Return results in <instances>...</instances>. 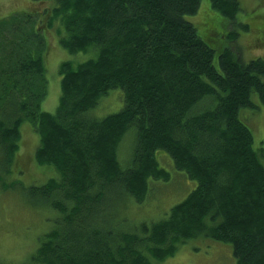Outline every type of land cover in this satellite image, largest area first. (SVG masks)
I'll return each instance as SVG.
<instances>
[{
  "label": "trees",
  "instance_id": "1",
  "mask_svg": "<svg viewBox=\"0 0 264 264\" xmlns=\"http://www.w3.org/2000/svg\"><path fill=\"white\" fill-rule=\"evenodd\" d=\"M35 1H44L43 17L0 19V180L26 122L38 136L36 164L59 175L31 190L34 204L61 215L32 264H152L198 238L229 244L235 264H264V149L254 148L239 117L257 108L254 93L264 105V60L243 62L227 49L216 70L214 51L187 19L200 0ZM209 4L228 25L240 10L238 0ZM49 33L69 54L90 53L79 64L60 63L54 112L41 109L45 37L56 41ZM113 89L123 107L91 116ZM131 139L123 167L119 153ZM157 151L195 188L166 217L141 223V232L109 225L113 200L155 201L152 186L169 181Z\"/></svg>",
  "mask_w": 264,
  "mask_h": 264
},
{
  "label": "rangeland",
  "instance_id": "2",
  "mask_svg": "<svg viewBox=\"0 0 264 264\" xmlns=\"http://www.w3.org/2000/svg\"><path fill=\"white\" fill-rule=\"evenodd\" d=\"M240 10L232 24L227 22L210 7L209 0H200L197 14L187 17L197 29L201 38L214 51L215 67H218V56L224 50L231 49L243 62L260 58L264 60V0H238ZM44 1L35 0H0V19L13 13H28L43 17ZM225 23V27L221 25ZM240 24L248 25L243 29ZM53 32V29H50ZM237 35L232 39L230 31ZM50 35V36H49ZM56 41L46 38L45 55L47 96L41 109L54 112L60 95V75L58 68L61 62L69 60L79 64L87 59L90 53L69 54ZM46 36V35H45ZM264 81V76L262 77ZM256 109H242L240 119L248 125L254 139V148L264 149V105L257 94H252ZM123 107V95L120 89H113L101 98L98 106L90 115L103 118ZM19 148L9 167L10 171L0 180V264H32L39 240L59 226L61 215L49 207L39 206L31 201V190L44 185L50 179H58V173L51 166L37 165L34 159L38 145V136L29 123L20 127ZM133 139L127 151L119 153L123 167L129 165ZM263 152V151H261ZM159 166L170 174L167 182L157 181L152 186L155 201L149 199L141 204L128 196L113 200L108 207V223H116L121 228L139 230L143 222L157 221L167 216L170 208L181 202L196 186L195 181L185 177L183 172L175 169L172 159L163 151H157ZM264 165V160L262 159ZM118 187L112 190L113 198ZM120 191V190H119ZM194 240V241H193ZM180 244L173 256L152 264H235L232 248L229 244L207 240L193 239ZM210 242V243H209ZM205 245V246H204Z\"/></svg>",
  "mask_w": 264,
  "mask_h": 264
},
{
  "label": "bare ground",
  "instance_id": "3",
  "mask_svg": "<svg viewBox=\"0 0 264 264\" xmlns=\"http://www.w3.org/2000/svg\"><path fill=\"white\" fill-rule=\"evenodd\" d=\"M194 241V240H193ZM189 242V241H188ZM218 242V241H217ZM210 243V242H209ZM223 244V243H222ZM205 246V245H204Z\"/></svg>",
  "mask_w": 264,
  "mask_h": 264
}]
</instances>
